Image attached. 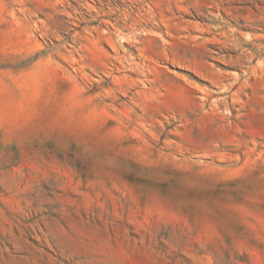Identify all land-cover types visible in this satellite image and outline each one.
<instances>
[{
  "label": "rangeland",
  "instance_id": "rangeland-1",
  "mask_svg": "<svg viewBox=\"0 0 264 264\" xmlns=\"http://www.w3.org/2000/svg\"><path fill=\"white\" fill-rule=\"evenodd\" d=\"M0 264H264V0H0Z\"/></svg>",
  "mask_w": 264,
  "mask_h": 264
}]
</instances>
